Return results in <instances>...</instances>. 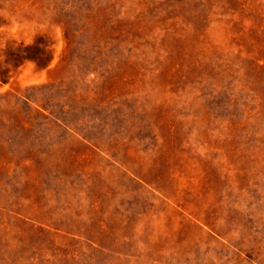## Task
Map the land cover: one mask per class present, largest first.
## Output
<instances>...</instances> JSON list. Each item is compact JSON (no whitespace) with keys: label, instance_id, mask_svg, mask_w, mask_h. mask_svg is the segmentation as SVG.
I'll use <instances>...</instances> for the list:
<instances>
[{"label":"rangeland","instance_id":"obj_1","mask_svg":"<svg viewBox=\"0 0 264 264\" xmlns=\"http://www.w3.org/2000/svg\"><path fill=\"white\" fill-rule=\"evenodd\" d=\"M0 264H264V0H0Z\"/></svg>","mask_w":264,"mask_h":264},{"label":"trees","instance_id":"obj_2","mask_svg":"<svg viewBox=\"0 0 264 264\" xmlns=\"http://www.w3.org/2000/svg\"><path fill=\"white\" fill-rule=\"evenodd\" d=\"M30 56V55H29ZM38 61L42 62L43 60L42 59H38Z\"/></svg>","mask_w":264,"mask_h":264}]
</instances>
